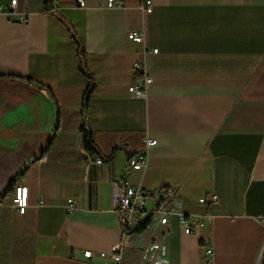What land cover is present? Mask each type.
Here are the masks:
<instances>
[{"label":"crops","instance_id":"crops-1","mask_svg":"<svg viewBox=\"0 0 264 264\" xmlns=\"http://www.w3.org/2000/svg\"><path fill=\"white\" fill-rule=\"evenodd\" d=\"M10 1L0 0V264H108L99 254L117 246L122 264H257L264 252V0H151L150 15L135 0H118L123 6L115 9L107 0H83V7L54 0L94 79L87 127L99 156L92 159L80 133L89 80L76 43L41 12V0H17L7 15L1 9ZM141 29L144 55L126 38ZM140 61L152 81L135 97L127 88ZM145 139L155 141L147 167L127 171V157L142 152ZM12 181L28 189L23 215L10 205L13 188L3 196ZM126 184L175 189L180 212L208 218L185 234L172 205L165 228L123 233L114 205ZM211 194L215 202L196 204ZM154 241L164 244V257L149 249Z\"/></svg>","mask_w":264,"mask_h":264},{"label":"built area","instance_id":"built-area-1","mask_svg":"<svg viewBox=\"0 0 264 264\" xmlns=\"http://www.w3.org/2000/svg\"><path fill=\"white\" fill-rule=\"evenodd\" d=\"M138 2L144 15H150L153 10L151 0H135ZM76 5L79 7L84 6L83 0H76ZM17 0H11L10 3L1 9L7 15L15 14ZM123 3L118 0H107L106 8L115 9L121 8ZM27 13L21 14L20 20L23 22L26 20ZM127 40L139 44L142 46V54L146 52L144 45L145 31L141 29L139 31H131L126 35ZM156 53L157 50H152ZM134 82L127 88L129 94L135 97H143L146 94V88L151 83L152 79L145 71L144 62H135L132 65ZM155 141L145 139V148L142 152L136 153L127 157V171H140L148 165V153L147 149L154 145ZM100 159H95L96 164H100ZM28 189L21 182L14 186L13 192L10 196V205L15 211L23 215L28 206L27 199ZM216 201V196L211 194L208 197L200 198L196 201V204L202 208H205L207 204ZM72 200H67L66 209L70 211L72 209ZM172 205L178 207L176 212L179 219V224L183 228L185 234L193 233L195 229L202 227L208 218L206 212H202L199 215H186L179 211L180 197L177 190L172 188L161 189H142L139 187H132L128 184L125 185L123 190L118 189L115 193V211L118 214L120 227L123 233L136 232L138 229L151 228L156 226L165 228L168 225L169 217L172 214ZM142 230V231H143ZM203 253L202 257L206 261L213 255V249L210 240L205 239L202 241ZM149 249L156 252L159 256L164 257L166 254L165 246L162 242H152L149 244ZM264 253V252H263ZM99 256L103 259L109 260L108 264H122L121 247L117 246L113 248L109 253H100ZM263 256V254H262ZM261 258L257 264H260ZM84 258H90L91 253H83Z\"/></svg>","mask_w":264,"mask_h":264},{"label":"trees","instance_id":"trees-1","mask_svg":"<svg viewBox=\"0 0 264 264\" xmlns=\"http://www.w3.org/2000/svg\"><path fill=\"white\" fill-rule=\"evenodd\" d=\"M42 2V9L41 12L44 14H52L54 15L60 23L69 31L71 38L74 40V42L77 45V58L79 61V71L89 80V85L84 91L83 94V100H82V126L80 128V133L82 134L83 138V145H84V155L86 159H92L93 157H98L99 154L97 152V149L95 147L94 141L91 137V131L87 127V112L89 107V101L91 98V94L94 91V79L92 74L89 73L87 68V61H86V52L82 45V43L79 41L77 34L74 32L73 28L63 19L61 15H59L54 8V0H41ZM29 82H31L29 79H26ZM35 86L39 87L38 83L31 82ZM131 156V155H130ZM102 162H109L111 160V157L108 158H99ZM14 181H12L7 189L5 190V193L3 196L7 195L13 188ZM143 228L138 229L136 232H141ZM260 264H264V253L261 259Z\"/></svg>","mask_w":264,"mask_h":264}]
</instances>
